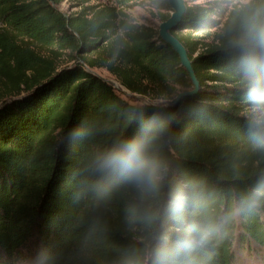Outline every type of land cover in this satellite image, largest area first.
I'll return each mask as SVG.
<instances>
[{
  "label": "trees",
  "instance_id": "1",
  "mask_svg": "<svg viewBox=\"0 0 264 264\" xmlns=\"http://www.w3.org/2000/svg\"><path fill=\"white\" fill-rule=\"evenodd\" d=\"M63 1L0 0V264H122L151 239L129 209L157 208L190 181L199 201L190 219L219 222L238 209L264 178V149L248 127L244 53L229 7L190 6L177 25L200 89L167 108L126 99L84 67L153 98L191 87L156 28L128 17L137 0H71L73 13L59 8ZM211 28L209 43L195 38ZM148 124L150 152L167 169L155 197L91 167ZM253 246L264 251V197L230 216L195 264H242Z\"/></svg>",
  "mask_w": 264,
  "mask_h": 264
},
{
  "label": "clouds",
  "instance_id": "2",
  "mask_svg": "<svg viewBox=\"0 0 264 264\" xmlns=\"http://www.w3.org/2000/svg\"><path fill=\"white\" fill-rule=\"evenodd\" d=\"M229 9V26L240 34L238 46L244 53L241 66L248 81L251 108L248 127L257 147L264 149V0H231ZM151 132V125H144L141 135L96 157L92 171L114 175L123 183L135 185L143 194L158 196L167 169L150 152ZM102 191L107 192V188ZM262 197L264 178L238 209L219 222L208 214L189 218L190 214L195 217L190 210L199 206L194 181L183 189H170L157 208L133 206L128 213L130 221L143 220L151 228V239L146 252L133 248L122 264H195L196 254L212 242L228 218L240 211L252 210ZM171 221L175 223L170 225Z\"/></svg>",
  "mask_w": 264,
  "mask_h": 264
},
{
  "label": "water",
  "instance_id": "3",
  "mask_svg": "<svg viewBox=\"0 0 264 264\" xmlns=\"http://www.w3.org/2000/svg\"><path fill=\"white\" fill-rule=\"evenodd\" d=\"M167 7L170 9L169 13L165 15L158 26L155 27L157 30V35L161 41L168 45L177 55L179 60V65L185 70L187 77L191 83V87L177 92L172 99L164 98H153L145 94L132 92L125 85H123L114 75V78L106 77L105 75L96 71V69L103 68H90L84 65L85 70L94 74L106 84L110 85L119 95L131 101L144 102L151 106L156 107H171L177 106L178 102L186 96L193 95L200 89V82L196 76L193 68V59L189 55L187 47L184 43L174 34V30L181 20L185 17L189 11V5L186 4L185 0H165ZM105 70V69H104ZM145 97V98H144Z\"/></svg>",
  "mask_w": 264,
  "mask_h": 264
},
{
  "label": "rangeland",
  "instance_id": "4",
  "mask_svg": "<svg viewBox=\"0 0 264 264\" xmlns=\"http://www.w3.org/2000/svg\"><path fill=\"white\" fill-rule=\"evenodd\" d=\"M162 1L163 0H137V2L132 7L126 9V13L133 22L157 27L158 23L163 18L161 14L167 15L170 11L167 6H164V4H162ZM212 1H221V4L227 7H229V4L231 2V0H185L186 4H188L189 6H205L209 5V3ZM110 2L111 0H89L83 5H101ZM73 4L74 1L65 0L61 3L59 8L62 11H66L67 13H73L78 9V7H73ZM217 31L218 28H211L207 32L198 33L195 38L200 43H209L212 36L217 33ZM200 48L201 45L199 44L196 53L199 52ZM96 71L105 75L106 77L114 78L104 69H96ZM240 256L242 258V264H264V251L262 252L254 246L249 251H242Z\"/></svg>",
  "mask_w": 264,
  "mask_h": 264
}]
</instances>
